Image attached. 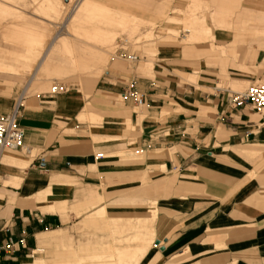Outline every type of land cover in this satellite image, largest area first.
Returning <instances> with one entry per match:
<instances>
[{
	"label": "crops",
	"instance_id": "obj_1",
	"mask_svg": "<svg viewBox=\"0 0 264 264\" xmlns=\"http://www.w3.org/2000/svg\"><path fill=\"white\" fill-rule=\"evenodd\" d=\"M236 16L212 38H227L220 54H235L245 31L264 34V11L256 19ZM170 51L159 48L151 76L125 59L101 75L97 69L87 93L25 97L24 147L0 150V246L23 233L25 246L1 251L0 264H264V113L232 106L206 74L199 84L187 82L180 73H190ZM54 60L45 55L28 84L42 72L70 74L100 61ZM256 61V80L264 79V48ZM130 82L141 106L121 99ZM13 104L14 96L0 94V115ZM109 226L123 232L120 247L133 248L114 249L118 262L109 260ZM55 236L74 237L86 256L70 247L58 259L37 257Z\"/></svg>",
	"mask_w": 264,
	"mask_h": 264
},
{
	"label": "rangeland",
	"instance_id": "obj_2",
	"mask_svg": "<svg viewBox=\"0 0 264 264\" xmlns=\"http://www.w3.org/2000/svg\"><path fill=\"white\" fill-rule=\"evenodd\" d=\"M48 1L0 0V94L12 95L14 101L22 91L24 97L31 93L49 92L57 82L65 84L69 91L87 93L88 80L97 69L101 75L111 62L125 60L119 55L121 47L139 55L138 61L126 62H137L139 73L148 76L153 73L159 48H171L169 57L175 58L177 65L190 73H180L184 80L199 84L201 74H206L228 95L230 90H244L252 80L260 77L262 66L258 65L256 55L264 48V34L245 31L243 41L235 47V54H220L219 50L227 44V38H212L215 33L229 30L230 23L235 25L238 14L240 17L259 18L264 11V0H88L87 6L91 10L80 12L78 18L70 23L68 21L84 0ZM255 26L259 24L255 23ZM123 38L128 40L127 45L121 44L120 39ZM27 44L32 46L31 52ZM46 52L54 56L57 64L66 61L75 66L77 62L91 58H99L100 61L95 67L84 68L79 64L72 74L42 72L41 81L29 85L31 74ZM180 59L183 62H179ZM53 67L49 63V68ZM5 152L13 151L6 149ZM132 153L131 157L137 158ZM109 228V247L113 251V259L118 262L119 252H131L133 248L120 247L123 232L117 230V226ZM77 233L80 235L82 231ZM137 233L139 231H136V237L131 236V240L127 237L125 242H134ZM145 237L142 233L143 244ZM146 243L150 244V239ZM77 244L76 247L74 237L62 239L55 236L39 246L43 252L36 256L51 261L58 259L57 252L73 247L75 257H85L86 253L80 250L81 242ZM148 244L138 256L144 255ZM108 248L104 250L107 253ZM134 259L120 264H136L138 261L134 262Z\"/></svg>",
	"mask_w": 264,
	"mask_h": 264
},
{
	"label": "built area",
	"instance_id": "obj_3",
	"mask_svg": "<svg viewBox=\"0 0 264 264\" xmlns=\"http://www.w3.org/2000/svg\"><path fill=\"white\" fill-rule=\"evenodd\" d=\"M122 45H127L126 38L120 39ZM120 57L129 61H138L139 55L134 52H127L125 47H121ZM134 82H130L126 89L121 94L122 100L131 98L137 106L143 104L141 94L132 90ZM69 88L63 83H54L49 93L51 94H65ZM229 100L232 106H249L251 109L258 113H264V79L256 80L250 83L242 91L229 92ZM24 92H20L14 101L11 111L7 114L0 115V150H18L24 147V131L19 124V119L24 106ZM140 154V151H135ZM102 154H98L97 157ZM26 234L23 233L18 240L9 238L6 242L1 244L0 252L4 251L10 253L15 249L16 245L25 246Z\"/></svg>",
	"mask_w": 264,
	"mask_h": 264
},
{
	"label": "bare ground",
	"instance_id": "obj_4",
	"mask_svg": "<svg viewBox=\"0 0 264 264\" xmlns=\"http://www.w3.org/2000/svg\"><path fill=\"white\" fill-rule=\"evenodd\" d=\"M46 1H48V0H46ZM224 1V0H223ZM49 2V1H48ZM226 2V1H225ZM228 2V1H227ZM42 3V2H41ZM45 4H47V3H45ZM89 3H88V0H84V1H82V3L80 4V6L78 7V9H77V13L75 14V15H73L72 16V18L68 21L69 23L70 22H73L76 18H78V15H79V13L80 12H83V11H86V12H88V11H90L89 9H88V5ZM215 4V3H214ZM43 5V4H42ZM49 5H51V3L49 2ZM225 5V4H224ZM223 5V6H224ZM40 7H42V6H40ZM47 7V6H46ZM49 7V6H48ZM234 7V6H233ZM50 8L51 9H53V6L51 5L50 6ZM94 8H96V7H94ZM98 8V7H97ZM223 8V7H222ZM98 10V9H97ZM107 12H108V10H106ZM121 13V12H120ZM116 15V14H115ZM119 15V14H118ZM117 15V16H118ZM121 15V14H120ZM124 15V14H123ZM125 16V15H124ZM119 17V16H118ZM126 17V16H125ZM120 18V17H119ZM121 18H122V16H121ZM128 18V16L126 17V19ZM130 19V18H129ZM120 22V21H119ZM118 22V23H119ZM122 22V21H121ZM223 22V21H222ZM248 22V21H247ZM221 24V23H220ZM189 27V26H188ZM187 30V29H186ZM194 30V29H193ZM205 31V30H204ZM27 40H31V39H27ZM28 43V42H27ZM31 43H33V42H31ZM24 45H26V42H25V44ZM33 45V44H32ZM27 46H28V49H29V51L30 50H33V48H32V46L30 45L29 46V44H27ZM31 52V51H30ZM39 55V54H38ZM37 55V56H38ZM45 55H47V52L41 57V60L43 59V57L45 56ZM39 57H40V55H39ZM41 62V61H40ZM32 75V74H31ZM113 259V255H111V256H109V260L111 261Z\"/></svg>",
	"mask_w": 264,
	"mask_h": 264
},
{
	"label": "water",
	"instance_id": "obj_5",
	"mask_svg": "<svg viewBox=\"0 0 264 264\" xmlns=\"http://www.w3.org/2000/svg\"><path fill=\"white\" fill-rule=\"evenodd\" d=\"M159 242H157L156 244H158Z\"/></svg>",
	"mask_w": 264,
	"mask_h": 264
}]
</instances>
